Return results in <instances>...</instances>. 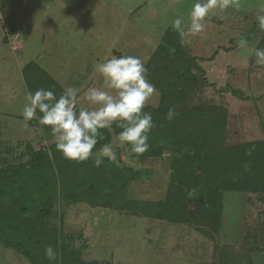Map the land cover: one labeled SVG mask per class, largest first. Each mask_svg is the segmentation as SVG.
Here are the masks:
<instances>
[{"label": "rangeland", "instance_id": "374dc122", "mask_svg": "<svg viewBox=\"0 0 264 264\" xmlns=\"http://www.w3.org/2000/svg\"><path fill=\"white\" fill-rule=\"evenodd\" d=\"M187 3L180 0L176 6L184 10ZM172 4L173 0H0V168L26 160L29 146L39 149L55 142L53 134L38 131L37 120L26 124L21 115L28 93L21 73L26 62L38 63L64 89H79L77 107L92 110L96 106L82 97L89 87H104L95 71L98 63L131 55L145 65L173 20L182 18L187 28L189 13L182 14ZM260 15L264 0H232L227 9L209 13L216 17L214 23L206 17L204 31L187 38L190 53L201 58L199 64L212 84L193 91L190 100L227 108V144L264 139V65L249 71L253 47L264 30ZM241 37L248 41L246 48L239 47ZM159 95L146 105L156 107ZM109 143L117 159L139 173L126 188L127 198L162 199L169 180L168 154L135 159L118 136ZM223 203L222 225L214 240L188 225L83 201L55 200L50 221L58 226L61 220L64 239L86 261L212 264L214 244L242 246L264 222V194L225 192ZM258 244L264 249V241ZM253 261L264 264V251L254 253ZM0 264L29 263L0 243Z\"/></svg>", "mask_w": 264, "mask_h": 264}, {"label": "trees", "instance_id": "16d2710c", "mask_svg": "<svg viewBox=\"0 0 264 264\" xmlns=\"http://www.w3.org/2000/svg\"><path fill=\"white\" fill-rule=\"evenodd\" d=\"M255 48L264 49V30ZM256 59L252 51L250 72L264 65H255ZM200 60L173 27L164 30L145 64L147 78L160 94L156 107L146 105L143 109L153 120L150 147L137 155L130 154L131 146L123 144L130 158L168 154L169 180L162 199H128L126 188L139 173L119 158L112 162L105 157L96 167L92 158L83 162L66 159L55 142L39 149L29 146L26 160L0 168V243L20 252L29 264H105L82 259L64 239L61 220L58 226L51 223L52 204L57 199L188 225L214 240L222 225L225 192L264 194V139L227 144V108L190 100L193 91L212 86ZM21 73L28 92L51 89L58 98L64 91L35 61L26 62ZM169 108L176 112L172 120L166 119ZM101 131L104 139L93 154L122 129L114 123L111 129ZM44 132L52 134L48 126ZM257 230L252 241L238 248L214 244L212 264H254V253L264 251L258 244L264 241V222ZM49 245L56 252L54 260L45 256Z\"/></svg>", "mask_w": 264, "mask_h": 264}, {"label": "clouds", "instance_id": "9594fccd", "mask_svg": "<svg viewBox=\"0 0 264 264\" xmlns=\"http://www.w3.org/2000/svg\"><path fill=\"white\" fill-rule=\"evenodd\" d=\"M232 0H194L189 13L190 24L185 29L183 20L177 17L172 27L188 42V37H195L205 29L206 17L214 9H227ZM264 29V15L257 17ZM247 39L241 37L239 47L246 48ZM171 51H175L171 49ZM257 64H264V49H253ZM95 71L102 77L104 87H89L82 99L96 106L92 110L77 105L81 100L79 89L66 87L57 98L51 89L29 91L21 113L25 123L35 119L43 133L48 126L53 134L56 149L69 160L83 162L93 157V149L104 139L102 129H111L115 123L122 129L118 134L121 144L130 145V154L141 155L148 151L149 132L153 127L150 113L143 111L147 102L158 94L155 85L147 79L144 62L135 56L113 57L95 66ZM115 94H112V93ZM38 112L40 115H38ZM176 115L174 108H169L166 119ZM117 161V153L111 143L101 146L94 158V166L99 167L103 158ZM49 260L56 258L54 248H45Z\"/></svg>", "mask_w": 264, "mask_h": 264}, {"label": "crops", "instance_id": "0c3cea01", "mask_svg": "<svg viewBox=\"0 0 264 264\" xmlns=\"http://www.w3.org/2000/svg\"><path fill=\"white\" fill-rule=\"evenodd\" d=\"M193 1L194 0H191V3H190V0H189V3H187V4H185V8L183 7V8H181V9H184V10H180V9H178V7L176 6V4L178 3V2H180V0H173V4L171 5L172 6V8H174V9H177V10H180V11H182V14H184V15H186V11L188 12V13H190V11H191V9H192V5H193ZM167 6H170V4L168 5V3H167ZM166 8H168V7H166ZM215 16H208V20H210L211 22H213V21H215ZM174 21V20H173ZM221 21V20H220ZM214 23V22H213ZM168 27H172V26H168ZM165 30V29H164ZM251 52V51H250Z\"/></svg>", "mask_w": 264, "mask_h": 264}]
</instances>
